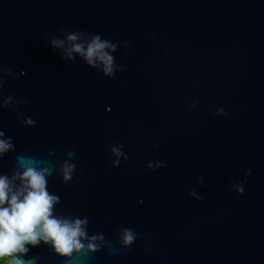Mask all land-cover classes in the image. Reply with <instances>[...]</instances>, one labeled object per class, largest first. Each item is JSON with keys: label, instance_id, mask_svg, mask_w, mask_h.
Segmentation results:
<instances>
[{"label": "water", "instance_id": "water-1", "mask_svg": "<svg viewBox=\"0 0 264 264\" xmlns=\"http://www.w3.org/2000/svg\"><path fill=\"white\" fill-rule=\"evenodd\" d=\"M0 132L84 222L27 264H264V0H0Z\"/></svg>", "mask_w": 264, "mask_h": 264}, {"label": "clouds", "instance_id": "clouds-1", "mask_svg": "<svg viewBox=\"0 0 264 264\" xmlns=\"http://www.w3.org/2000/svg\"><path fill=\"white\" fill-rule=\"evenodd\" d=\"M77 38L70 35L68 40ZM108 47V43L94 37L87 48L75 44L68 52L70 57L73 52L80 54L89 65L101 63L104 74L111 76L113 57L104 51ZM3 135L0 132V155L12 147L9 140L2 138ZM21 165L23 171L12 178L0 175V264H27L23 257L29 250L28 246L34 247L40 242L49 244L57 254L65 257L82 250L85 247L81 242L85 236L84 222H70L55 216L53 206L58 198L47 190L45 170L31 167L30 162L24 159H21ZM64 172V179H69L71 166ZM15 180H19V184L14 183ZM122 239L130 244L134 237L130 231H125ZM87 247L95 250L92 243Z\"/></svg>", "mask_w": 264, "mask_h": 264}]
</instances>
